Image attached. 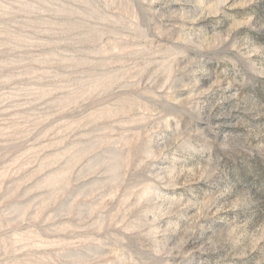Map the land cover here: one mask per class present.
I'll return each instance as SVG.
<instances>
[{"label":"rangeland","instance_id":"obj_1","mask_svg":"<svg viewBox=\"0 0 264 264\" xmlns=\"http://www.w3.org/2000/svg\"><path fill=\"white\" fill-rule=\"evenodd\" d=\"M0 264H264V0H0Z\"/></svg>","mask_w":264,"mask_h":264}]
</instances>
